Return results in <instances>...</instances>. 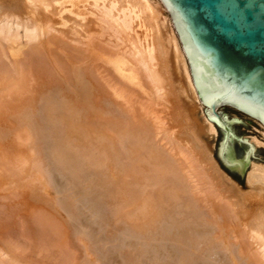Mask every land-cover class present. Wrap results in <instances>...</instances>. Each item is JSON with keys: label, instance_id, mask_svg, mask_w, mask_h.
<instances>
[{"label": "bare ground", "instance_id": "1", "mask_svg": "<svg viewBox=\"0 0 264 264\" xmlns=\"http://www.w3.org/2000/svg\"><path fill=\"white\" fill-rule=\"evenodd\" d=\"M174 94L185 100L191 98V104L195 102L199 106L205 127L210 135L215 133V128L219 129V126L209 121L204 113V109L208 107L203 105L198 97L184 49L169 12L161 0H0V129H3V126L6 127L4 123L10 121L11 124L16 125V130L22 126L24 132H26L25 128L31 131L32 127L34 128L31 119L37 111V103L45 102L38 111L43 112L50 119L56 117V122H59L62 133L57 130L58 128H55L54 132L64 137L62 142L57 137L60 142L56 143L55 151L58 154L66 155L71 164L73 160H76L73 159V153L85 149L89 140L92 144L94 143L92 147L95 146L96 150L93 153L90 151L92 154L84 155L82 163L97 167L106 165L105 168L103 167L104 171H100L103 174L98 175L96 172L95 176L93 172L96 177L93 182L98 185L107 199H115L118 192L124 194L128 190L130 191V186L133 184H129L132 181L128 182V178L134 180L136 185L138 183L136 181L141 182L138 179L140 173V176L142 173L148 174L146 176H150L149 178L159 186L161 184L165 186L169 182V185L167 184L165 187L161 185L163 188L154 193L150 192L145 195L140 193V197L137 196L138 199L135 198L136 195L133 197L131 193L128 194L134 200L129 202V209L122 208L126 211L120 213L119 216L116 214L115 219H124L123 222L127 220L129 225L131 224L128 228L137 230V233L148 231V227H150L148 223L152 224L159 216L158 219L161 216L165 218L164 215H167L165 213L168 210L166 209V212L161 214L162 210L165 211L161 207L163 202H167L165 199L169 201L170 198L178 199L182 193L189 194V189L196 190L194 186H191L194 189L188 188L191 183L185 174L188 171L181 172L179 169L181 167L175 165L172 159V161L168 159L171 156L166 157L167 154L163 153L164 150L160 151V146L156 147V144L154 146L151 143L154 142L152 141L154 133L159 130L155 126L158 127L159 124V128L163 126L161 128L165 129L164 120L162 121V118L159 117L155 105H160L161 109L168 111L167 102L174 97ZM188 105L186 104V108H184H190ZM222 108L224 107L217 109L220 121L226 117ZM229 108H234L239 112V109L235 107L229 106ZM187 115L188 118L191 116L189 113ZM246 117L262 126L264 140V125L254 117ZM148 118L152 122L146 120ZM191 121L193 123V120ZM10 122L7 124L9 125ZM33 124L35 125V122ZM8 125L6 127L8 130L5 128L3 131L1 130L2 132L0 131V264H78L76 252L72 248L74 244L71 243L64 221V216L70 214L68 213L69 198L54 200L48 197L49 194L46 196L42 191H36L40 188L33 189V183H42V179L36 174H31L28 177L30 179H27V175L30 174L27 173L29 168L27 163L32 160L31 155L34 153L29 151L28 153H31L29 155L25 150H33L34 146H26L29 145L30 139L28 134L25 137L18 132V130L22 131L21 128L16 131ZM155 129L157 130L155 131ZM33 130L32 132H34ZM221 130L224 129L221 128ZM166 132L169 131L166 130ZM161 133L158 134L161 135ZM171 134L170 132L168 135L165 133L163 136L169 137H164V139L170 138ZM193 135H191V140L196 142V134ZM223 136L218 150L220 158L226 137L225 130ZM161 138L163 139V137ZM170 143L169 146L173 148L175 143L173 144L171 141L164 144ZM250 143L258 144L254 139ZM179 147L178 151L175 150L177 149L176 145L174 150L182 154L185 148L182 151ZM123 148L126 153L124 154L128 157L122 154ZM165 152L167 153V151ZM186 152H189L188 149ZM182 155L178 156L183 158ZM123 156L130 160L129 167L120 163ZM190 157L189 161L191 162V159L194 158ZM184 158L187 159V157ZM195 160L192 163H195ZM190 162L186 163L187 167ZM199 167H193V170L192 167L188 168L196 173L195 168L200 169ZM100 168L102 169L101 166ZM23 173H27L25 175L27 180L23 178ZM181 173H184L185 176ZM201 173L198 176L193 173L195 176L192 174L193 176L190 177L191 180L196 177L197 181L195 179L194 185L199 183L200 187H204L206 179ZM168 177H171L172 180L169 181ZM246 185L250 190V195L253 193L255 197L264 201V166L251 163L250 171L246 177ZM205 186L207 187H204L203 190L201 187L199 192L203 191L202 193L205 195L203 196L206 198L203 200L209 201L214 218L216 216L218 219V222L216 221L218 228L213 229V232L219 235L215 234L216 238L219 237L218 246L225 252L226 258L223 261L226 264H264V230L258 229V227L250 228L240 223L235 215L229 213L228 207L226 209L223 205L219 206L215 203L218 197H216L214 189L211 190L208 187L209 184L205 183ZM90 188V190H94L91 185ZM84 190L79 197H85L84 199L91 197V194L87 192L88 187ZM18 191L22 193L16 194ZM23 193H26V196ZM76 193L75 195H77ZM85 194L87 195L85 196ZM119 194L118 198L122 195L119 196ZM126 194L124 197H127ZM192 197L194 198V196ZM77 198L76 196L75 200ZM189 198H191L190 195ZM188 202L190 203V199ZM20 207H23V211H28L26 214L22 213L23 219L19 217V220ZM206 207L208 206L206 205ZM94 208V205L91 207L82 205L80 208L85 216L87 213V219H94L89 224L81 222L80 225L87 226L92 231L95 230L94 225L97 224ZM183 209L185 210V207ZM18 211L20 212L17 213ZM179 217L182 219V216ZM261 218L264 225V214ZM77 222L79 221L77 220ZM154 229L152 228V230ZM212 233L211 235H213ZM151 236L153 235L151 234ZM213 236L206 237L213 238ZM207 239L205 243L210 240ZM119 240L120 238L117 239V241ZM78 242L84 247L85 255L90 257L98 255L97 250L90 247L81 236L78 238ZM170 242L165 238L159 239L155 245L150 246L147 255H161L160 248H166L169 251ZM213 242L210 241V245ZM201 247L203 248V246H200V250ZM207 247L210 248L208 245ZM194 252L201 254L200 251L196 252L195 250ZM183 258L187 262V254L184 253ZM92 261L84 264H102L101 258L98 256ZM110 261L115 263V259ZM159 264H163V262Z\"/></svg>", "mask_w": 264, "mask_h": 264}, {"label": "rangeland", "instance_id": "2", "mask_svg": "<svg viewBox=\"0 0 264 264\" xmlns=\"http://www.w3.org/2000/svg\"><path fill=\"white\" fill-rule=\"evenodd\" d=\"M182 88H184V86H182ZM191 102H192L191 98L185 100V99H182L181 97L176 96L174 94V97L172 99L170 98L169 101L167 102L168 111H166L163 108H162L163 109L162 110L160 105L159 106L155 105L157 107V108L156 107L155 108L157 109V112L160 115L159 117L162 118V121L164 120L163 124L165 125L164 126L165 129L161 128L163 126H161L159 128V124H158V127L155 124L156 125L155 127L158 128L159 130L156 131L157 129H155L156 132L154 131L155 135H154V137L152 139V141H154V142H151V143L154 146L156 144V147L160 146L161 147L160 151L164 150L163 153L165 155L167 154L166 157L171 156L168 159L170 161L173 160L172 162H175V165H177L178 167H181V168H179L181 172L182 171L183 172L184 171L185 172H187V171L189 172L190 171L189 173L188 172L187 173L184 172L186 174V177L189 178V181L191 182V183L189 182L190 184L188 185V188L189 187L193 188L191 186H194L196 190L192 191V189H189V191H190L189 194L188 193H185V194L182 193V194H180L178 196V199L177 198H170V201L168 199H165V201H167V202H163L161 204V207L163 209H165V211H164L161 208V210L163 211V212L161 211L162 212L161 214H164L166 212V209L168 210L165 213L167 215H164L165 218H163V216H161V218L158 219L160 217L159 216L156 219L157 221L154 220V222L152 223V224H155V225H152L151 223H148V225L150 226V227H148V231H146V232L140 231V233L139 232L137 233L136 232L137 230L130 229L131 227L128 228V226H130L131 224L129 225L127 220H125L124 221L125 223H124L123 222L124 219H119L120 220L119 221L118 218H117V220L115 218H116L117 215L119 216L120 213L128 210L129 206H130L129 202L134 200V199L132 200V197H129L130 195H128V194L131 193V195L133 197L136 195L135 198L138 199L137 196H139L140 193H141V195L149 194L150 192L154 193L156 190H159L160 188H163L162 187V186H164L163 184H161L162 186L161 185L160 186L156 185L154 183V181L151 178H149L150 176L149 177L146 176L148 174L144 175L142 173V175H141L142 178H141V176H140L141 173H140V174H138L139 178H138V176H137V178L139 180H141V182L139 183V181H136V183L138 182L136 185L134 184L135 182H133L134 180H131L130 178H128V182L132 181L129 184H133L135 186V188H133L134 186L131 185L130 186V191L131 192L129 190L126 191L127 194H126V192H124V194H126L125 196H127V197H124V194L121 193L122 194L121 195L118 192L117 196H115V199H117V200L109 199V198L107 199V196L103 192H101V190L98 188V185H95V183H94L95 179H96L95 173L97 172L96 174H98V175L100 173L103 174V172H100V171L101 170L104 171V168L106 167V165H98V167H97V166H94V165H88L87 166V165H84V163H82V161L84 160V159L82 160L83 157H85L86 155H89L91 153L90 151H92V153H93L94 150H96L95 146L92 147L94 143L92 144V142H90V140H89L88 141L89 144L87 145V147L85 149H82V151L80 149L79 152L77 151L78 153L77 152L73 153V159H76V160H73V162L71 164L68 162V160H67L68 157H66V155L58 154V152L55 151L56 145H57L56 143H58L59 140L62 142L64 140V137H63V135L59 134L60 135L59 136L58 133L55 134V132H54L55 128H58L57 130L59 132L61 131V129L59 127V122L58 121L56 122V117H54L55 119L54 118L50 119L43 112L41 113L40 111H38V109L40 110V108L42 106H44L43 103H45V102L37 103V107H36L37 111L33 115V119H31L33 122H35V125L32 122V125L34 126V128L32 127L31 131L29 129H27L29 131L28 132L26 130V128H25L26 132H24L23 131L24 128H22V126L21 127L17 126L18 127L17 130L19 128H21V130H22L21 132H20V130H18V132L20 134L22 133L23 135H25V137H26V134H28V136H29L30 143H29V145H26V146L29 147L31 145V147L32 146L35 147V148L32 147L33 150H31L29 148H28L29 150H25L27 152V154L30 155L31 153H28V152L31 151V152L34 153V155L33 154L31 155L33 157V158L31 157L32 160L30 158V160L32 162L29 161L27 163L29 168H30L29 169L27 167L28 168L27 169L28 170L27 173L28 174L30 173V174L29 175H27V173L24 174L27 171L26 170L22 174L24 176L23 178L26 179L25 175H27V179H30L28 177H30L31 174H34V175L36 174L37 176H39L42 179V183L34 182L33 183V187L34 188L32 187L33 189L36 190V189L40 188L39 190H36V191H40V192L42 191L43 193L46 194V196L49 194L48 197L53 198L54 200H57V198L58 199H62L64 197L65 198H69L68 200L70 202V206H69V209H68V211H69L68 213H70L71 215L69 214L70 217H69V215L64 216L65 220L63 218L62 219L65 221V224L67 225L66 229L68 231L67 230L66 231L69 234L68 236L70 237L71 243H72V245L74 244L72 248L76 252L75 253L76 254V261L78 260L77 261L78 264L79 263L80 264H84V263L93 262L92 260H94V258L96 259V256L101 258L102 264H113L110 261L112 259H115V263L114 264H159V263H162V262H163V264H182V263L183 264H226L223 261L226 258L225 257V252L223 251V249H220L219 246H218L219 245L218 244L219 243V239H218L219 237L216 238L215 237L216 233L213 232V229H217L218 228V225H217L218 219H216V216L214 218V214L212 213V207H211V204L209 203V201L208 200H203V199H206V198H204V196H205L204 193H202L203 192L202 191L203 188L207 187V186H205V183H206V185L209 184L208 187L211 188V190L214 189L213 190L214 193L217 194L216 197H218V199L216 198L215 203H217L219 206L223 205L226 209L228 207L227 210L229 211V213L230 214L232 213L233 215H235V217H237V219H238V221L240 223H243L247 227H250V228L258 227V229L264 230V225L262 224V218H261V216L264 214V201H263V199L255 197L253 195V193L250 195L249 194L250 190L247 188V185H246V177H247L248 172L250 171L251 163H255V164L264 166V140H263V137H262V135H263L262 126L259 125L258 122L250 120L245 115H242L239 112L235 111L233 108H229V107L222 108V112H223L224 116L241 120L243 123H245L246 125L249 126L248 129H246L244 127H240L239 128V132L252 134V135H243L240 138V139L246 138L247 142L250 145H252L254 147V149H253V152H252L251 159H250L247 167L245 168L243 174L240 175V176L236 175L231 169H229L223 163V161L219 157L220 155H218L219 154L218 153L219 146H220V144H221V142L223 141V138H224V136H223L224 135V130L222 131V130H220L218 128H215V133L213 135H210L208 133L206 127H205V122H204V119H203V116H202L201 109L199 108V106H197V104H195V102H193L192 104H191ZM186 104H189L188 106H190V108L187 107L188 109H185L186 108V106H185ZM193 105H194V107H193ZM189 109H192V110L189 111ZM186 110L189 111V112H187ZM187 113H189V115H191L189 118H188ZM146 120L149 121L150 118H148ZM191 120H193V123H192ZM7 121H9V120H7ZM9 122H7V123H9ZM7 123L6 124L4 123V125L6 127L8 125ZM53 123H54V125H53ZM91 123H90V125H91ZM10 124H11V122H10ZM10 124L8 126L10 128L12 126V128L14 130H16L15 129L16 125L11 124V126H10ZM56 124H57V126H56ZM6 127L3 126V129H5ZM40 127H41V129H40ZM50 127H52V128H50ZM92 127H89V128H92ZM215 127H216V125H215ZM3 129H0V131L1 130L3 131ZM6 130H8V128H6ZM32 130L34 132H32ZM161 130H163V131H161ZM166 130L169 131L170 133H172L170 135L171 139L170 138H168V139L171 142H173V144L175 143V145L172 144L174 146L173 148H172V146H169V145H171V143L168 144V145L164 144L165 142H168V143L170 142L168 139H166V140L164 139V137L165 138L169 137V136H167L169 134V132H166ZM35 132L36 133L40 132V133L36 134ZM161 132L162 133L164 132L163 135L165 133H167V135L163 136ZM61 133H62V131H61ZM158 133H161V135L158 134ZM32 134H34V135H32ZM195 134H196V138H195L196 142L191 140V135L195 136ZM36 135H37V137H35ZM57 137H59V140L57 139ZM160 137H163L164 140L162 138L160 139ZM252 139L256 140L258 142V144L257 145L251 144L250 141ZM31 140H32V142L34 140L35 143L33 142V144H32ZM161 140H163V141H161ZM36 141H37V143H36ZM92 141H94V140H92ZM39 142H41V143H39ZM159 142H160V144H159ZM177 143H179V144H177ZM126 144H124L125 147H126ZM164 145H165V147H164ZM176 145H177V149H175ZM179 145H180V147H179ZM26 146H25V149H26ZM88 146H90V147H88ZM178 147L182 151L185 150L182 153L183 155L177 152L179 150ZM186 148L188 149V151L192 155L188 156V154H190V153L186 152L187 151ZM38 149H40V150H38ZM174 149L177 150V151H175ZM121 151L123 152L122 154L124 156L128 157L127 155H125L126 153L124 152L125 151L124 148ZM165 151H167V153ZM177 153L180 156L182 155L183 158L178 156ZM172 154H173V156H172ZM174 154H175V157H174ZM124 156H123L122 162H120V163L124 164V165L126 164L125 167H129L130 160H128V158H126ZM190 156H192L194 159H196L195 163L194 162L192 163V161L194 159H191V162L189 161L190 160L189 158H191ZM70 157H72V156H70ZM172 157H174V158H172ZM184 157H187L188 160L186 158H184ZM33 159H34L35 162L33 161ZM180 161H181V163H179ZM188 161L190 162V165L188 167H190V168L192 167V170L194 169L193 167H197L198 168L199 166H200L199 167L200 169L195 168L196 169V173H195V171L192 172V170L187 167V164L189 163ZM197 162H198V164H197ZM34 165H37V167H34ZM185 165H186V167H184ZM100 166L102 167V169L100 168ZM60 167H61V169H60ZM72 167H73V169H72ZM33 168H35V170H38L40 172H38V171L36 172L35 170H33ZM31 171H33V172L31 173ZM201 171H202V173H201ZM83 172H85V173H83ZM93 172H94L95 176L93 175ZM184 173H181V175L185 176ZM193 173L195 175H197V176L200 175L199 173H201L202 176L204 174L203 178L207 180V181L206 180L204 181L205 182L204 183V187L201 186L202 187L201 188L198 185L199 183L198 184L195 183L196 186L194 185L193 182H196L197 179H196V177L195 178L193 177L192 179L194 181L191 180L190 176ZM169 176H171V175H169ZM92 177H93V179H92ZM171 177H168L170 179L169 181L172 180ZM147 178H148V180H147ZM195 179H196V181H195ZM93 180H94V182H93ZM142 180H143V183H142ZM43 183H45V184H43ZM168 183L169 182H167V184ZM35 184H36V186H35ZM37 184H38V186H37ZM138 184H140V185L137 187ZM151 184H152V187H151ZM39 185H41L42 187L39 186ZM90 185L92 186V189H94V190H90L91 189ZM87 187H88L87 192L91 194L90 195L91 197H88L86 199H84L85 197L84 198L79 197L80 193H83L82 191H85L84 189H86ZM140 187H143L144 189L147 188V189L144 190L143 188H140ZM131 188H132V190H131ZM200 188L202 189L201 190L202 194L199 192ZM140 190H142V191L140 192ZM151 190H153V191H151ZM132 191H133V193H132ZM195 191L196 192L198 191V192L196 193ZM13 192H14V190H13ZM20 192L18 191L16 194H18ZM25 192L27 193L26 190H25ZM76 192H79V193H76ZM26 193H23V194H25L24 196H26ZM75 193L77 195H75ZM92 193H93V195H92ZM5 194H6V192H5ZM118 194H119V196L121 195V197H120L121 199L118 198ZM195 194H196L197 197L195 196ZM197 194L198 195L201 194L202 196L201 195L198 196ZM62 195H63V197H62ZM86 195L87 194H85V196ZM189 195L191 196V198H189ZM76 196L78 198L75 200ZM192 196H194V198ZM179 197H181V198H179ZM198 198H199L200 201L198 200ZM189 199H190V203L188 202ZM192 199H194V200H192ZM121 200H123V201L125 200V201L124 202L122 201L123 202L122 203ZM181 201H183V202H181ZM197 201H198V203L199 202L200 203L198 204ZM201 201L202 202L204 201V202L202 203ZM116 203H119V204H116ZM193 203H195V204H193ZM82 205H85L86 207H91L92 205H94V207H95L94 208V212H95V215H96L95 221H97V224L94 225V229L95 230H93V231L90 230L89 227H87V226L80 225L81 222L89 224L92 220H94V219H87V217H88L87 213H86V216H87L86 217L85 214L83 213V210L80 209ZM117 205H118V208H117ZM126 205L128 207H125ZM206 205L208 207H206ZM183 207H185V210L183 209ZM209 207L211 208L210 210H209ZM20 208H21L20 209L21 212L20 211L17 212V213H19V212L21 213V214L19 213L18 219H19V217L23 219V216H21V215H23L22 213L26 214L28 210L26 209L27 211L25 212V211L22 210L23 207H20ZM120 208H121V210H120ZM122 208H125L126 210L122 209ZM15 210H17V209H15ZM174 213H176V214H174ZM191 213H193V214H191ZM78 214H79V216H78ZM62 215H64V214H62ZM25 216H24V218H26ZM171 216H173V217H171ZM179 216H182V219ZM198 217H199V219H198ZM162 218H163V220H162ZM183 218H186V219H183ZM15 219H17V218L15 217ZM70 219H73V220H70ZM77 220L79 222H77ZM199 220H201L202 222H200ZM116 221H118V222H116ZM204 221H206V222H204ZM157 222H158V224H157ZM181 223H183V224H181ZM203 223H205V224H203ZM198 224H199V226H198ZM124 225H125V227H124ZM151 225H152V227H151ZM152 228L153 229L156 228V229L152 230ZM206 229H207V231H206ZM144 233H145V235H144ZM211 233L214 236L211 235ZM139 234H141V235H139ZM151 234L154 237L151 236ZM78 236L79 237L81 236V238H84L90 247H93L95 250H97L98 255H92L93 257L85 255L84 247L81 246L79 244V242H78V238H79ZM206 236H208V237L213 236V238L211 237L212 238L211 239V238H208ZM216 236H219V235L216 234ZM100 237H101V239H100ZM119 238H120V240L117 241V239H119ZM161 238H165V239H168L169 241H171L169 243V245H170L169 246V251H167L166 248H160L161 253H162L161 255L152 254L151 256H148L147 255V251L149 250L150 246L151 245H155L157 243V241L159 239H161ZM207 238L210 239V240H208ZM121 239H123V240H121ZM206 239L208 241H206V243H205ZM215 239H217V240H215ZM141 240H142V242H141ZM146 241H148V242H146ZM192 241H193V243H192ZM210 241H211V243L214 241L213 244H212L213 246L210 245L211 244ZM215 241H217V242H215ZM199 245L203 246V248L201 247L202 248L201 250H200V246ZM204 245H206V246H204ZM207 245L210 246V248L207 247ZM195 246H197V247H195ZM128 249H130V250H128ZM136 250H138L137 251L138 253L135 252ZM195 250H196V252L200 251L201 254L200 253H196L197 254L196 255L195 252H194ZM213 250H214V252H213ZM184 253L187 254V256H188L187 262H185L183 260L184 259L183 258ZM194 256H195V258H193ZM90 259H91V261H90ZM215 259H216V262H215ZM206 261H207V263H206Z\"/></svg>", "mask_w": 264, "mask_h": 264}, {"label": "water", "instance_id": "3", "mask_svg": "<svg viewBox=\"0 0 264 264\" xmlns=\"http://www.w3.org/2000/svg\"><path fill=\"white\" fill-rule=\"evenodd\" d=\"M161 1L184 49L198 97L208 107L204 113L226 131L221 160L240 176L254 149L240 138L252 134L239 132L240 127L249 128L241 120L220 121L217 109L235 107L264 125V0Z\"/></svg>", "mask_w": 264, "mask_h": 264}]
</instances>
